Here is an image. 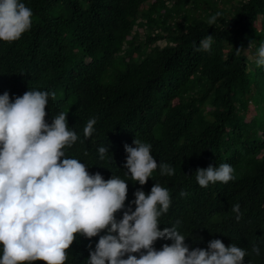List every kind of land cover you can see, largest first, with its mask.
<instances>
[{
	"label": "trees",
	"instance_id": "obj_1",
	"mask_svg": "<svg viewBox=\"0 0 264 264\" xmlns=\"http://www.w3.org/2000/svg\"><path fill=\"white\" fill-rule=\"evenodd\" d=\"M21 2L32 10V25L18 40L0 41V95L54 92L45 121L64 112L78 135L66 156L105 180L124 179L125 208L136 190L147 195L159 183L171 199L161 230L177 226L189 250L206 249L214 239L234 243L250 253L243 264H264V67L255 64L264 42V0ZM208 35L210 50L195 51ZM92 117L95 130L86 138ZM134 139L150 144L157 163L169 164L174 175L157 168L143 186L125 176L124 146ZM101 146L112 160H100ZM222 163L233 167L234 178L200 187L196 169ZM104 234L91 240L77 234L64 264H87L88 245L94 250ZM164 244L171 241L158 239L153 247ZM254 244L259 255L251 253Z\"/></svg>",
	"mask_w": 264,
	"mask_h": 264
},
{
	"label": "clouds",
	"instance_id": "obj_2",
	"mask_svg": "<svg viewBox=\"0 0 264 264\" xmlns=\"http://www.w3.org/2000/svg\"><path fill=\"white\" fill-rule=\"evenodd\" d=\"M32 10L21 0H0V41L18 40L32 25ZM221 14L212 15L214 24ZM212 35L200 41L195 51H209ZM242 50L237 48L236 53ZM257 67H264V42L255 55ZM55 93L28 90L10 100L8 92L0 95V264H64L67 252L79 234L91 240L101 232L95 249L89 248L87 264H243L250 253L234 243L225 246L219 239L209 241L206 249L185 244V236L177 226L159 228V218L169 210V190L155 183L147 195L140 189L125 208L128 184L112 175L105 180L97 172L90 174L85 164L66 156L64 149L78 140L77 133L68 127L66 114L60 112L45 121V108ZM95 117L90 118L83 134L91 137ZM100 160L108 148H98ZM124 174L145 185L153 172L172 176L174 169L158 164L151 154V145L133 140L125 145ZM88 153L85 152L84 155ZM234 169L227 163L198 168L195 179L202 188L210 183H227ZM188 193L183 189L181 198ZM132 204L135 210H132ZM122 212L117 220L116 213ZM232 212L239 221L240 205ZM180 221L176 222L179 225ZM158 239L171 241L156 250ZM251 253L259 255L258 245ZM138 254V255H133ZM126 257V258H125Z\"/></svg>",
	"mask_w": 264,
	"mask_h": 264
},
{
	"label": "rangeland",
	"instance_id": "obj_3",
	"mask_svg": "<svg viewBox=\"0 0 264 264\" xmlns=\"http://www.w3.org/2000/svg\"><path fill=\"white\" fill-rule=\"evenodd\" d=\"M161 44V43H160ZM248 58H251L250 55H248ZM247 114L250 115L252 114V111H253V106L251 105L250 102H248V105H247Z\"/></svg>",
	"mask_w": 264,
	"mask_h": 264
}]
</instances>
